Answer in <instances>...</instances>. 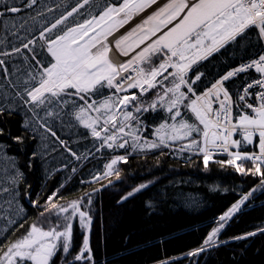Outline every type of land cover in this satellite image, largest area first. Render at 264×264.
<instances>
[{
	"label": "snow or ice",
	"instance_id": "6c2138e0",
	"mask_svg": "<svg viewBox=\"0 0 264 264\" xmlns=\"http://www.w3.org/2000/svg\"><path fill=\"white\" fill-rule=\"evenodd\" d=\"M0 2V19L13 36L21 30L31 32L28 21L40 22L38 18L45 16L44 8L53 11L42 0ZM38 3L35 15L29 14L27 19L21 15L17 22L14 14L34 9ZM85 5L89 6L86 18L66 23ZM153 5L156 7L139 23L115 36ZM93 8L99 9L98 13ZM252 33L264 44V0H166L163 4L158 0H117L103 7L90 0H78L50 25L46 19L40 22L38 37L19 36V47L13 44L11 51H0V94L5 101L11 97L12 104L19 102L30 113L25 127L31 124L33 131L42 129V139L55 138L77 159L81 157L57 136L53 122L69 128L82 127L99 142L97 150L163 152L172 148L199 156L205 170L215 163L230 166L239 174L259 175L260 187H264V51L227 71L202 91L197 92L195 87L204 75L199 71L200 62L228 45L244 47ZM113 48L127 59L113 62L109 56ZM16 58L22 63H13ZM249 70H254L258 78L230 93L226 82ZM105 90L110 94L105 95ZM5 111L11 114V106L0 105V115ZM147 117L152 120L153 139L144 135L150 127ZM248 146L253 150H241ZM217 154H225L227 159H214ZM121 162H127L126 156L116 155L105 164V177L119 178L115 166ZM246 164L251 167L245 168ZM22 177L23 173L14 169L8 177L12 187L2 191L15 199ZM145 187L140 185L134 191ZM250 195L251 192L244 195L224 212L201 247L188 255L196 256L205 251V246L216 245L227 221ZM90 197L86 194L65 203H59L63 197L56 194L46 197L40 215L45 217L47 213L45 219L54 218V222L47 227L33 223L25 235L0 248V264H95L88 234L92 224ZM77 221L83 239L73 254V227Z\"/></svg>",
	"mask_w": 264,
	"mask_h": 264
},
{
	"label": "trees",
	"instance_id": "16d2710c",
	"mask_svg": "<svg viewBox=\"0 0 264 264\" xmlns=\"http://www.w3.org/2000/svg\"><path fill=\"white\" fill-rule=\"evenodd\" d=\"M77 2L78 0H42L53 11L48 12L44 8L45 16L38 19L40 22L46 19L50 25L55 18L70 11ZM116 2L117 0H90L91 4L98 3L101 7ZM16 3L20 4L21 0H16ZM39 7L38 3L34 9L14 14L15 19L19 22L21 15L25 19L29 14L35 15ZM2 9L3 3L0 2V10ZM88 10L89 6L85 5L79 10V13H84L83 16L74 13L66 23L71 25L74 18H86ZM92 11L98 13L99 9L93 8ZM40 22L33 24L29 20L28 25L32 27V31L21 30L17 36H13L6 32L4 21L0 19V41H3L0 43V51H11L13 44L19 47V36L38 37ZM251 36L244 47L228 45L208 60L199 63V71L204 75L195 86L197 92L202 91L206 85L210 86L211 82L227 71L256 58L264 51V44L256 40L255 33ZM23 51L30 55L27 50ZM12 62L21 64L22 60L16 58ZM8 67L11 70V63ZM246 77L248 79L250 75L228 81L232 93L244 84ZM107 94L110 93L105 90V95ZM0 105L12 108L11 114L5 111L0 115V153L4 154L0 161L14 162L15 169L23 173L16 190L24 205L20 214L8 213L7 224L0 230V248L25 235L33 223L47 227L50 222H54V218L53 221L45 219L47 213L45 217L40 215L46 197L56 194L63 197L59 203H65L85 197L88 192L117 178L111 175L96 183L90 182L91 178L104 170L105 164L113 155L119 154L127 158L126 163L121 162L117 167L120 181L110 188L91 193L90 197V246L95 264H264V231H261L264 229V187H260L261 176L239 174L230 166L221 167L215 163H210L205 170L199 156L187 159L166 150L136 153H131V148L127 152L124 149L97 150L99 145L86 130H65L61 124L52 125L53 130L81 158L71 156L51 137L46 140L44 157L40 136L25 127L30 113L19 106V102L12 104L11 97L5 101L2 94ZM146 123L150 126L146 133L150 134L153 127L151 117H147ZM17 137L21 139L18 141ZM52 156L55 160L49 165V158ZM4 157L11 159L6 160ZM248 167L251 165L246 164L245 168ZM11 175L13 173L9 171H0V182H7L2 178ZM140 185L146 187L139 192L134 191ZM130 192L133 193L131 196L128 195ZM250 192L246 204L227 221L219 233L216 245L205 246V251L196 256L188 255L201 247L211 229L217 226L219 217ZM28 193L31 203L37 201L36 204L27 203ZM248 233L255 235L250 236ZM82 239L83 230L77 221L73 227V254L79 250Z\"/></svg>",
	"mask_w": 264,
	"mask_h": 264
},
{
	"label": "rangeland",
	"instance_id": "374dc122",
	"mask_svg": "<svg viewBox=\"0 0 264 264\" xmlns=\"http://www.w3.org/2000/svg\"><path fill=\"white\" fill-rule=\"evenodd\" d=\"M164 3V2H163ZM161 3V4H163ZM156 6V5H154ZM154 9V8H153ZM152 9V10H153ZM152 10H148L146 13H145V16L148 15ZM136 24H133L132 23V27H134ZM131 27V28H132ZM129 28V29H131ZM128 29V30H129ZM111 56H112V53L110 52ZM123 59V58H122ZM42 114V113H41ZM29 118V117H28ZM27 120V118H26ZM67 121V117H65V122ZM54 124L56 125H60V122L59 121H55L53 122ZM28 128L33 131V128H34V125H29ZM65 130H72V129H83L82 127H76V128H69V127H64ZM38 135L40 136V139L42 141V148L41 150H43L44 152V157H46V154H45V151L47 149V139H42V136L44 135L43 134V131L42 129L38 131ZM90 135V133H89ZM91 136V135H90ZM93 139V138H92ZM97 145H99V142L98 141H95ZM1 148V147H0ZM4 154H1L0 153V159L3 160ZM48 160V159H47ZM55 160V157L52 156L49 158V165H51L53 163V161ZM14 162H1L0 161V171L1 172H4V173H7L8 171L13 173L14 174V169L15 167L13 166ZM5 169H8L7 172H5ZM8 177L9 176H5L4 178H2L3 180L7 181V182H4L3 184L0 182V230H3V226L5 224H7V215L8 213H14L16 212V214H20L22 211L20 210L21 208L24 209V205L20 202V199L18 196L15 197V199H13V195L9 194V193H4L2 191V189L4 187H9L11 188L12 185L9 183L8 181ZM100 179V178H99ZM8 201H10L11 203L9 204Z\"/></svg>",
	"mask_w": 264,
	"mask_h": 264
},
{
	"label": "bare ground",
	"instance_id": "6f19581e",
	"mask_svg": "<svg viewBox=\"0 0 264 264\" xmlns=\"http://www.w3.org/2000/svg\"><path fill=\"white\" fill-rule=\"evenodd\" d=\"M158 2L161 4V3H163V2H166V0H159ZM155 7H156V6L153 5L152 8H149V9L152 10V9L155 8ZM149 9H147L146 12H147ZM146 12L141 13L140 15L134 17V18H133L128 24H126V25H124V27L120 28L119 31L115 33V36H119V35L125 33L129 28L132 27V23H133V24H137V23H139L140 20H141L143 17H145V13H146ZM112 39H113V38L110 37V38H109V41H111ZM111 53H112V56H111V57H112L116 62L119 63L120 59H122V56H120V55L116 52V50H115L114 48H113V50L111 51Z\"/></svg>",
	"mask_w": 264,
	"mask_h": 264
},
{
	"label": "water",
	"instance_id": "95a60500",
	"mask_svg": "<svg viewBox=\"0 0 264 264\" xmlns=\"http://www.w3.org/2000/svg\"><path fill=\"white\" fill-rule=\"evenodd\" d=\"M119 181H120V179H115V180H113V181H110V182L106 183L105 185H103L100 189H105V188H107V187H110V186H112V185H114V184H117ZM100 189L92 190V191L88 192L87 194H91V193L97 192V191H99ZM253 189L256 190V187H254ZM255 190H254V191H255ZM252 192H253V191H252ZM26 201H27V203H28L29 205H33V204L31 203V201H30V193H28V194L26 195ZM245 204H246V201L244 202V204H243L242 206H244ZM242 206H241V208H242ZM241 208H240V210H241ZM240 210H239V211H240ZM239 211H238V212H239ZM238 212H236L235 214H233L232 218H233ZM232 218H231V219H232ZM231 219H229V220H231Z\"/></svg>",
	"mask_w": 264,
	"mask_h": 264
},
{
	"label": "built area",
	"instance_id": "2783aa9c",
	"mask_svg": "<svg viewBox=\"0 0 264 264\" xmlns=\"http://www.w3.org/2000/svg\"><path fill=\"white\" fill-rule=\"evenodd\" d=\"M246 74H249L250 75V77H249V79H250V81L252 80V79H254V78H258V74L257 73H255L254 72V70H249ZM250 81H248V82H250ZM247 83V82H246ZM245 85V84H244ZM243 85V86H244ZM242 86V87H243ZM242 87L240 88V89H242ZM251 91V90H250Z\"/></svg>",
	"mask_w": 264,
	"mask_h": 264
}]
</instances>
